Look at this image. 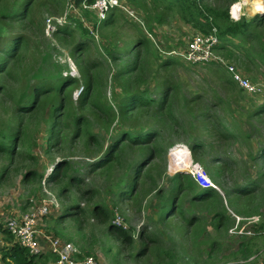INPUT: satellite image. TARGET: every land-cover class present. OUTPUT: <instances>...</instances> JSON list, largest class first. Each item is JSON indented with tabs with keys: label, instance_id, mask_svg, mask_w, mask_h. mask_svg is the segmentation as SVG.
Returning <instances> with one entry per match:
<instances>
[{
	"label": "rangeland",
	"instance_id": "1",
	"mask_svg": "<svg viewBox=\"0 0 264 264\" xmlns=\"http://www.w3.org/2000/svg\"><path fill=\"white\" fill-rule=\"evenodd\" d=\"M120 1L135 11L133 17L114 12L107 26L99 23L98 10L76 7L71 0H34L27 17L32 26L14 23L10 16L22 0H7L0 7L1 33L17 30L29 37L3 83L15 92L0 100V129L11 123L10 130L21 125L23 132L14 158L0 153V221L5 224L55 200L59 208L40 219L39 231L73 243L97 264H264V237L232 232L238 220L252 217H260L259 230L264 229V97L247 98L222 66L186 65L177 59L163 66L170 58L159 47L180 48L196 31L174 14L163 32L162 26L150 28L141 5ZM249 4L258 8L252 0ZM250 15L247 8L243 19L260 17ZM64 24L68 32L60 31ZM149 28L162 36L147 48L137 47L139 38L149 40ZM253 31L256 36L245 41L251 49L248 75L264 85V59L256 43L264 42V24ZM228 50L236 57L222 55L245 75L244 53L234 45ZM43 80L53 82V91L41 99V108L19 118L15 106L25 86ZM65 83L66 99L53 133L51 106ZM171 84L179 92L172 110L183 123L179 130L172 118L166 115L161 122L152 109L123 114L121 103L128 96L144 92L159 100ZM206 111L212 119L198 117ZM149 131L160 133L155 142L161 149L137 182L135 169L150 158L154 145H128L97 167L119 133ZM177 144L188 146L218 186L214 198L196 202L191 188L196 183L189 175H168L169 151ZM32 172L35 178H29ZM124 189L130 197L121 196ZM217 213L227 216L220 226ZM119 227L127 238L114 231ZM241 244L249 255L237 252ZM42 246L48 255L45 241ZM53 260L50 256L48 264Z\"/></svg>",
	"mask_w": 264,
	"mask_h": 264
},
{
	"label": "trees",
	"instance_id": "2",
	"mask_svg": "<svg viewBox=\"0 0 264 264\" xmlns=\"http://www.w3.org/2000/svg\"><path fill=\"white\" fill-rule=\"evenodd\" d=\"M7 0H0V7L6 4ZM72 3L76 7H84L85 4L89 2H94V0H71ZM130 1V0H129ZM237 0H215V4H211L208 0H131V2L138 8L137 5H141L142 10L145 16V19L148 20L150 28H154L155 26H163L169 23V17L174 14V18L178 17L179 20L190 27L194 31H199L204 34H209L213 31L214 28L217 29L218 37L221 41H223L224 46L221 51H225L227 55L231 57H235V55L231 54L230 51L226 48V43L230 41V39H242L246 40L255 37L256 34L253 30L259 28V26L264 23V16L258 17L253 20L242 19L240 22H234L231 20L229 15L230 6L235 3ZM34 0H22L21 3H18L14 8L13 12L10 14L14 23H19L22 25L24 22L31 24L30 20H27L30 8ZM248 7L251 15H255L260 13L259 9L251 8L253 5L249 4ZM118 11H112L109 17L104 21V26L110 25L112 23V13ZM88 13V12H86ZM5 10H3V15L1 18L2 22H5L6 15ZM112 14V15H111ZM8 15V14H7ZM3 23H0V30L2 28ZM32 28V27H31ZM66 25L62 26L61 32L66 31ZM149 28V29H150ZM150 31L153 32L152 29ZM27 35H23L19 31H9L7 34H3L0 31V100L4 99L7 101V95L14 94L15 88H6L4 86V82L7 76L11 75L10 67L12 65H17L19 63L18 56L23 52L24 49L28 46ZM139 41L135 42V45L139 48H147L150 44V39H146L145 37L139 38ZM165 50H170L164 48ZM259 50L262 54L261 57L264 59V44H259ZM163 61V66L169 65L171 61H175L176 58H171ZM178 60V59H177ZM210 66H218L219 65H210ZM64 74V73H63ZM58 75V74H57ZM54 77V76H53ZM19 77H16L14 80L17 81ZM232 83V82H231ZM53 82H49L48 80H43L40 83L35 82L34 85L27 84L24 88V91L21 93L20 99L18 101L19 104L15 106L16 113L19 118H22L34 111L36 108H41L43 106L42 98L46 97L53 91ZM66 83L62 85L58 89L57 99L58 101L51 106L52 113L51 117L54 120L53 133L56 132V128L58 126V119L60 118V111L62 110L66 97L64 96ZM177 90H175V86L172 84L167 88L159 100H154L148 93L140 92L135 95L128 96L124 102H122V112L124 115H128L133 112L136 108H141V110L148 111L151 110L159 117V121L163 122L166 119V115L172 118L175 121V127L179 130L183 123L179 118L173 116L172 110L176 108L175 100ZM195 101V100H194ZM202 101V98H199L197 103ZM193 103V101H192ZM121 104L119 107L121 108ZM36 107V108H34ZM217 107V105L215 106ZM198 117H202L205 120L212 119V115L206 111L205 113L200 114ZM172 124V123H171ZM68 125L66 124L65 127ZM174 126L172 129L176 131ZM12 127L11 123H7V125L0 129V153L5 154L11 158H14L17 154L19 141L23 137L22 126L18 125L16 130H10ZM61 132V131H60ZM160 133L157 131H149L146 135L142 134H132L129 132L119 133L115 141L113 142V146L111 147L110 154L103 161H100L97 164V167H100L105 161H108L112 158L114 152L119 150L124 151L125 148L130 146L135 147H148L153 146L155 148L151 149L150 158L148 160L143 161L138 164L135 171V177L133 178V182L138 181L139 174L143 172V168L147 167V165L154 160L157 151L161 149L159 146L157 148L156 140H159ZM155 142V143H154ZM124 145V147H121ZM199 147L196 144V149ZM264 151V150H263ZM147 161V162H146ZM146 163V164H145ZM145 165V166H144ZM8 168L5 169L7 171ZM37 176L36 172H32L29 175V178H35ZM74 180V179H73ZM191 188L193 189V200L196 202L206 201L208 199L214 198L218 194V191L215 189H201L192 182ZM250 190H240L239 193L245 194ZM121 196L130 197L129 190L124 189L122 191ZM175 200V196L173 201ZM172 201V202H173ZM214 219L219 220L218 226L222 224V221L227 219L226 215L221 213H217L214 215ZM114 227V226H113ZM116 232H120L124 234L125 238L126 232L122 229V227L115 228ZM258 228H256L257 230ZM0 233H2L6 237H10V233L7 228H4L0 224ZM237 252L242 253L243 255H249V248L244 246L243 244L239 245ZM1 261L6 264H48L50 260V256L55 257L49 253L48 255L43 253L40 256H33L26 249L21 247L18 243H15L13 247L8 249H1ZM247 257V256H246ZM8 260V261H7Z\"/></svg>",
	"mask_w": 264,
	"mask_h": 264
},
{
	"label": "built area",
	"instance_id": "3",
	"mask_svg": "<svg viewBox=\"0 0 264 264\" xmlns=\"http://www.w3.org/2000/svg\"><path fill=\"white\" fill-rule=\"evenodd\" d=\"M245 1L237 0V2L230 6L229 15L232 21L240 22L246 17V9L248 7ZM252 2L255 3L256 1L252 0ZM88 5L92 9L98 10L99 23L106 20L108 15L114 10L122 12L128 19L132 18L135 13L127 3L121 2L120 0H94V2L85 4L84 7L88 8ZM261 14L258 13L255 15L260 16ZM59 23L61 24V22ZM141 23H144V21ZM222 46L223 43L218 37L217 29L214 28L209 34L196 31L191 35V39L185 42L180 48L173 47L170 50H165L159 47V52L166 58H176L186 65L223 66L246 96L255 99L264 97V85L259 82H254L248 76L244 75L236 65L228 61L221 53ZM169 155L172 163L168 165V175L175 176L180 172H184L199 187L203 189H218V186L213 183L204 167L193 160L192 154L186 145H175L170 149ZM58 208L59 204L55 200L46 201L37 210L8 219L5 222L6 228L12 238H14L15 243L26 248L33 256H40L44 253L42 242L45 241L48 245L49 253L55 257L54 264H97L92 256H83L81 251L73 243L63 242L55 237H48L44 232L39 231L38 224L40 219ZM260 223V217L240 219L232 232L239 236L250 238L257 236L264 237V229L259 230ZM256 228L258 229L256 230Z\"/></svg>",
	"mask_w": 264,
	"mask_h": 264
},
{
	"label": "crops",
	"instance_id": "4",
	"mask_svg": "<svg viewBox=\"0 0 264 264\" xmlns=\"http://www.w3.org/2000/svg\"><path fill=\"white\" fill-rule=\"evenodd\" d=\"M262 24H264V23H262ZM185 25V24H184ZM186 26V25H185ZM164 26H162L161 28H159V31H161V29L163 28ZM188 27V26H187ZM163 30V29H162ZM161 32H163V31H161ZM152 34H155V36L156 37H154ZM151 35L154 37V38H156L157 39V37L158 38H160L162 35H157V33L155 32L154 33V31L153 32H151ZM147 38H149L148 37V34H147ZM251 38H253V36L251 37ZM155 39V40H156ZM235 40V44H233V41ZM240 42V43H238V41ZM245 41L246 40H242V39H230V41L229 42H227L226 43V45H227V49H228V47L229 48H231V47H233V45H234V48H238V49H240L243 53H244V56H243V60L245 61L243 64H242V66L243 67H245V71H246V73H247V75L249 74V75H251L252 73L249 71V69H251V67H250V63H251V49L249 48V47H247V45L245 44ZM256 43L259 45L260 43H262V41L259 43L258 41H256ZM262 44H264V42L262 43ZM258 47V49H259V46H257ZM256 47V48H257ZM222 52V51H221ZM222 53H225V51H223ZM259 54H262L261 52H260V50H259ZM261 56V55H260ZM236 57V56H235ZM235 57H233V58H235ZM257 63H259L258 61H257ZM260 67H264V64H262L261 63V65H260ZM227 72V71H226ZM244 72V71H243ZM228 73V72H227ZM245 73V72H244ZM246 73H245V75H246ZM229 74V73H228ZM230 75V74H229ZM248 75V76H249ZM230 77H231V75H230ZM249 78H250V76H249ZM251 79V78H250ZM253 80V79H252ZM231 82L233 83V84H236L234 81H233V79H232V77H231ZM237 85V84H236ZM238 86V85H237ZM239 88V87H238ZM242 93V92H241ZM262 106L264 107V102L262 103ZM228 107L230 108V109H232V111H235L234 109H236V107L234 106V105H228ZM0 224L4 227V228H6V225L2 222V221H0ZM10 236V241H7L6 240V238H9V237H6V236H4L2 233H0V248L1 249H8V250H10L12 247H13V245L15 244V240H14V238H12V236L11 235H9ZM3 246V247H2ZM0 249V250H1ZM8 261V260H7ZM0 264H4L2 261H1V263Z\"/></svg>",
	"mask_w": 264,
	"mask_h": 264
},
{
	"label": "clouds",
	"instance_id": "5",
	"mask_svg": "<svg viewBox=\"0 0 264 264\" xmlns=\"http://www.w3.org/2000/svg\"><path fill=\"white\" fill-rule=\"evenodd\" d=\"M236 2H237V1H236ZM263 3H264V2H263ZM114 11H117V10H114ZM263 13H264V12H263ZM263 13H262V14H263ZM262 14L260 15V17H263V16H264V15H262ZM257 16H259V15H257ZM97 20H98V19H97ZM104 21H105V20H104ZM104 21H103V22H104ZM103 22H100V24H102ZM97 23H98V21H97ZM64 25H66V24H64ZM64 25H63V26H64ZM59 28H60V27H59ZM150 36H151L153 39H152ZM148 37H149V39H150L152 42H155V43H156L157 40H155V38H154L151 34H150V35L148 34ZM219 39H220V38H219ZM221 42H222V41H221ZM222 43H223V42H222ZM223 46H224V44H223ZM223 46H222V47H223ZM221 49H222V48H221ZM221 53H222V52H221ZM219 66H220V65H219ZM222 67H223V66H222ZM223 68H224V67H223ZM224 69H225V68H224ZM225 70H226V69H225ZM226 71H227V70H226ZM251 80H252V79H251ZM253 81H254V80H253ZM254 82H256V81H254ZM240 91H241V90H240ZM241 92H242V91H241ZM242 93H243V92H242ZM247 98H250V97L247 96ZM253 99H255V98H253ZM186 146H187V145H186ZM187 147H188V146H187ZM172 148H173V147H172ZM189 150H190V149H189ZM169 152H170V151H169ZM190 152H191V150H190ZM191 154H192V152H191ZM192 157H193V156H192ZM169 159H171V158H170V155H169ZM180 174H181V175H184L185 173H181V172H180ZM175 176H176V175H175ZM210 178H211V177H210ZM197 186H198V185H197ZM198 187H199V186H198ZM199 188H201V187H199ZM201 189H203V188H201ZM216 191H217V190H216Z\"/></svg>",
	"mask_w": 264,
	"mask_h": 264
},
{
	"label": "bare ground",
	"instance_id": "6",
	"mask_svg": "<svg viewBox=\"0 0 264 264\" xmlns=\"http://www.w3.org/2000/svg\"><path fill=\"white\" fill-rule=\"evenodd\" d=\"M256 2V4H257V6H258V9H259V11H260V13H263L264 12V4H263V1L264 0H255ZM248 2H250V0H246L245 1V3L248 5ZM248 7V6H247ZM252 9H253V6L251 7ZM248 9H249V7H248ZM249 12H250V10H249ZM250 16H252V15H250ZM264 18V17H263ZM177 163V162H176Z\"/></svg>",
	"mask_w": 264,
	"mask_h": 264
},
{
	"label": "water",
	"instance_id": "7",
	"mask_svg": "<svg viewBox=\"0 0 264 264\" xmlns=\"http://www.w3.org/2000/svg\"><path fill=\"white\" fill-rule=\"evenodd\" d=\"M262 15H264V13ZM181 173H184V172H181Z\"/></svg>",
	"mask_w": 264,
	"mask_h": 264
}]
</instances>
